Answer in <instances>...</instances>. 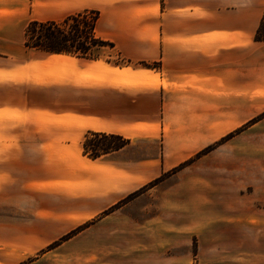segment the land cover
<instances>
[{
    "label": "crops",
    "instance_id": "0c3cea01",
    "mask_svg": "<svg viewBox=\"0 0 264 264\" xmlns=\"http://www.w3.org/2000/svg\"><path fill=\"white\" fill-rule=\"evenodd\" d=\"M89 10L99 14L96 37L130 66L24 46L29 22ZM263 16L264 0H0V109L49 120L46 131L9 124L36 150L2 161H17L18 179L32 169L37 188L63 186L60 199L79 202L72 217L82 223L143 189L112 212L129 210L136 232L98 238L127 243L112 249L128 264H264ZM95 134L127 144L90 158L83 142ZM26 196L0 188L18 209ZM50 203L27 205L54 225ZM0 238V264L23 262L24 236Z\"/></svg>",
    "mask_w": 264,
    "mask_h": 264
},
{
    "label": "rangeland",
    "instance_id": "374dc122",
    "mask_svg": "<svg viewBox=\"0 0 264 264\" xmlns=\"http://www.w3.org/2000/svg\"><path fill=\"white\" fill-rule=\"evenodd\" d=\"M262 21H264V16ZM261 30V36H263L264 26ZM96 56L97 58L95 60H98L102 64H108L110 66H130L127 60L122 58L120 54L109 47L98 49ZM69 57L75 58L71 56ZM141 67L158 68V65L155 63L152 65L142 63ZM80 83H92V81L87 78L84 82ZM41 95L42 94L40 93L34 94L35 100L46 103V101H48V96L46 95L45 97H42ZM27 97H30L29 94H27ZM11 99L16 101L14 98ZM43 115L46 116L42 118L41 116ZM41 116L36 115V117H31L26 120V117L17 114L14 111L0 109V188L4 186L5 192L25 193L27 195L26 198L21 197V208L19 209L12 204H7L6 199L2 200L0 198V235L22 234L24 236L25 241L22 244L25 246V253L23 254L25 259L19 264H29L36 259L40 260L33 264H81L82 262L84 264H128L127 252L124 253L121 251V254L120 252H114L112 249V245L114 244L118 245L127 243L100 242L98 241V238L101 234L106 233L128 234L136 232V227L128 224L129 210H127L124 215L117 216L116 218L113 217L112 212L120 209V207L124 206L126 202L135 198L143 192V189L128 195L116 205L111 206L107 210L82 223L80 218L76 219L72 217L78 211V209H75L79 205V202L73 203L71 199H60V195L57 192H61V189H64L63 186L42 185L37 188L33 186L35 180H33L32 169L27 170V173L23 172V169L21 172L24 175L22 174L18 179L16 176L17 161L10 158V160L5 158V160L2 161V157H21L24 154V157H28L30 153H35V141L32 142L30 138L32 136L28 135L29 133L23 129L16 131L10 127L7 128V126H10L9 124L11 123L17 124L23 121H28L35 129L46 131L49 127V120L47 114H41ZM84 143L87 144L86 150H84ZM98 143L112 145L117 143V140L107 139L106 141H103L99 137L86 135L83 142L84 153H87L88 156L92 158V151L99 149ZM91 144L95 146L93 147ZM97 144L98 146H96ZM208 150L209 148L207 151ZM22 165L24 166V164ZM9 174L14 175L9 176L6 179ZM18 180L20 182H18ZM28 184H31L33 187H28ZM153 184L154 183H152V185ZM152 185L150 184V186ZM35 189H39L45 193L36 194L31 192ZM36 199H42L44 200V203L51 202L50 204L53 206L51 216H53V221H56L57 224L44 225V220L46 221V219L43 217L45 215L40 212L36 213L37 210L33 209V204L27 205L28 201H34ZM106 216H108V218H104ZM162 232L166 231L163 230ZM47 235H51L50 239H47ZM28 236L36 238L34 240H29L27 238ZM70 239H73L71 240L72 242L69 241ZM86 246L90 249L89 257L85 259H82L80 256L67 257V254L75 253L81 247ZM120 258L123 259L120 261Z\"/></svg>",
    "mask_w": 264,
    "mask_h": 264
},
{
    "label": "trees",
    "instance_id": "16d2710c",
    "mask_svg": "<svg viewBox=\"0 0 264 264\" xmlns=\"http://www.w3.org/2000/svg\"><path fill=\"white\" fill-rule=\"evenodd\" d=\"M99 18L97 11H89L77 15L68 16L61 22L31 21L25 29L24 46L35 49L45 54H60L75 58L95 60L96 52L102 47L112 48L113 45L95 35L96 22ZM264 21H261L256 33V40H264L261 36ZM262 114L259 118L263 117ZM257 120V119H255ZM254 120V121H255ZM101 140L115 139L117 143L112 145L98 143L99 149L92 151V158L118 150L127 144L125 139L119 136L93 135ZM98 144L96 146H98ZM84 143V150H86ZM93 147L95 145L91 144ZM207 152V149L204 151Z\"/></svg>",
    "mask_w": 264,
    "mask_h": 264
}]
</instances>
